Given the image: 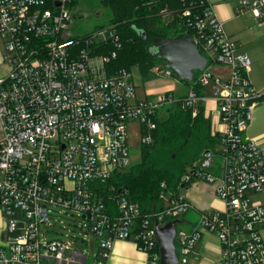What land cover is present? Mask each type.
I'll return each mask as SVG.
<instances>
[{
  "label": "built area",
  "instance_id": "1",
  "mask_svg": "<svg viewBox=\"0 0 264 264\" xmlns=\"http://www.w3.org/2000/svg\"><path fill=\"white\" fill-rule=\"evenodd\" d=\"M73 1L0 0L2 60L8 68L0 77V264H88L91 257L92 264H105L117 241L134 243L146 264H160L155 224L188 223L193 206L185 191L195 182L215 186L222 207L199 211L190 232L176 224L179 264H200L202 232L219 240V264H264V202L250 198L264 192V148L245 133L263 95L249 79V55L226 32L214 5L194 0L196 11L191 6L182 11L191 19L188 36L207 59L189 94L179 100L169 92L138 99L131 72L110 73L122 47L111 27L84 37L69 34ZM233 1L235 14L249 13L264 27V0ZM106 43L114 46L109 54L101 50ZM217 66L228 68V77L214 71ZM152 73L174 76L162 61ZM209 97L217 109L208 115ZM172 105L193 116L202 110L216 144L174 187L162 183L163 208L144 216L127 192L120 190L112 200L114 186L105 196L100 185L132 167L130 125H139V145L150 146L161 110ZM57 211L68 232L52 238L57 233L50 217ZM87 238L94 240L95 254L77 250L89 248Z\"/></svg>",
  "mask_w": 264,
  "mask_h": 264
},
{
  "label": "trees",
  "instance_id": "2",
  "mask_svg": "<svg viewBox=\"0 0 264 264\" xmlns=\"http://www.w3.org/2000/svg\"><path fill=\"white\" fill-rule=\"evenodd\" d=\"M77 2L73 1L74 4ZM102 3L113 10L114 20L110 27L122 45L117 58L109 65L110 73L130 72L129 65L138 64L145 80L156 77L152 68L160 61L157 57L152 58L147 48L154 39L182 34L191 36V19L183 17L182 11L188 6L198 9L194 0H102ZM164 15L171 19L167 24L162 22ZM140 31L146 33L147 40L140 38ZM101 50L103 54H109L114 51V46L106 43ZM182 83L191 86L195 79ZM212 131V122L202 110L193 116L191 110H184L179 105L167 107L157 120L153 144L142 147L141 162L100 185L101 190L106 196L109 187L114 186L116 191L112 200L117 199L120 190L127 192L144 216L158 212L163 208L159 198L161 184L174 187L188 167L193 166L205 151L215 147Z\"/></svg>",
  "mask_w": 264,
  "mask_h": 264
},
{
  "label": "rangeland",
  "instance_id": "3",
  "mask_svg": "<svg viewBox=\"0 0 264 264\" xmlns=\"http://www.w3.org/2000/svg\"><path fill=\"white\" fill-rule=\"evenodd\" d=\"M211 4L214 5L215 13L218 15L221 8L224 9L225 14H227V32L231 34L234 39H239V44H243L247 38H260L264 36V27H258L257 22L249 15V13L243 15H236L235 12H231L232 5H237L236 2L232 0H209ZM218 3V4H217ZM217 4V5H216ZM74 9V16L75 18L69 25L68 31L72 37H84L96 30L106 29L111 26L112 21L114 20L113 10L110 7H105L102 3V0H78L77 4H75ZM171 19L168 16H162V22L167 24ZM244 45V44H243ZM2 41L0 38V77L7 75L8 68L6 64L2 60ZM130 72L132 74V81L133 84L137 87V97L138 99H145V98H155L159 97L165 93H171L174 95L175 100H179L185 98L189 94V87L186 86L182 81L178 80L175 76L173 77H152L150 80H145L142 75V69L138 64H130ZM220 66L215 67L214 71L219 74H223L224 77H228L229 72L226 69H221L219 72L217 71ZM207 94L212 95L213 89L212 86H206ZM209 101L205 104V112L209 115L211 112H215L217 109V104L212 98L209 97ZM163 113L165 110H161ZM130 130V140L129 144L131 147V163L132 166L137 165L142 160V147L139 145L140 140V129L137 123H133L129 127ZM221 146L217 144L216 150L219 151ZM216 164H219V158H217ZM196 163V162H195ZM194 163V164H195ZM189 168V167H188ZM187 168V169H188ZM215 173L218 171L214 169ZM218 174V173H217ZM198 182L192 184L193 187L197 186ZM190 186V187H191ZM189 187V188H190ZM192 189H189L185 192H191ZM252 202L261 201L263 198L261 194H254L250 196ZM199 207L197 204H195ZM61 212L57 211L54 213L50 218V222L52 224V228L57 233L55 236H51L52 238L55 237H63L64 234H67L68 230L64 229L60 222L58 221L61 218ZM185 219L188 223L183 222L177 224V229L183 230L184 232H190L193 229L199 220L200 214L198 213L197 209H192L189 213L185 216ZM68 225V222L66 223ZM202 242L206 241V234L202 232L201 234ZM89 248H82L77 247L79 252H83L87 255L88 250L95 254V242L94 240L87 238ZM208 253V252H207ZM207 253H203L207 255ZM94 260L89 258L88 264H92Z\"/></svg>",
  "mask_w": 264,
  "mask_h": 264
},
{
  "label": "crops",
  "instance_id": "4",
  "mask_svg": "<svg viewBox=\"0 0 264 264\" xmlns=\"http://www.w3.org/2000/svg\"><path fill=\"white\" fill-rule=\"evenodd\" d=\"M236 7L237 5H232L231 12H235ZM251 17L253 18L252 15ZM218 18L224 23L225 29H227L228 19L223 8L220 9ZM257 26L261 27L258 25V22ZM229 36L240 46L242 51L249 55L251 60L249 79L257 94L263 95L260 103L254 111L253 119L245 133L248 139L254 141L255 144L264 148V36L253 39L247 38L243 43L244 45L239 44V39H234L231 34H229ZM221 69H227L229 72L228 68L222 66L219 67L217 71L219 72ZM198 183L200 184L193 187V189L191 186L186 190L188 191L189 189H192L190 193L185 192V195L191 202L193 209H197L198 212L202 210L210 211L220 209L222 204L216 196L215 186L204 182ZM261 195L263 197L261 202H264V192L261 193ZM195 204H197L199 207H197ZM3 227L4 216L0 213V234ZM204 233L207 236L206 241L202 242L201 237L197 245V251L200 256V264H219L220 262L218 259L221 254L220 242L215 235L208 232ZM203 253H207V255H204ZM147 260L148 259L146 255L140 252L134 243L117 241L113 250L111 251L110 257L106 260L105 264H146Z\"/></svg>",
  "mask_w": 264,
  "mask_h": 264
},
{
  "label": "water",
  "instance_id": "5",
  "mask_svg": "<svg viewBox=\"0 0 264 264\" xmlns=\"http://www.w3.org/2000/svg\"><path fill=\"white\" fill-rule=\"evenodd\" d=\"M142 40H147L144 32H138ZM152 58L164 62L180 81H192L195 72H203L207 66V59L198 50L188 35H179L165 39H154L147 48ZM169 222L163 226L155 224L157 243L161 255L160 264H179L175 246L176 224ZM3 239V236H2Z\"/></svg>",
  "mask_w": 264,
  "mask_h": 264
}]
</instances>
